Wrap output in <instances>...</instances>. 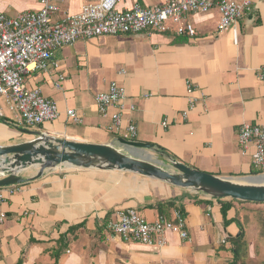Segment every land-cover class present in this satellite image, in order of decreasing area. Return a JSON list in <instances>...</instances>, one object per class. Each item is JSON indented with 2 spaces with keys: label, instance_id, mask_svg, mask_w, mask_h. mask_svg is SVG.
I'll use <instances>...</instances> for the list:
<instances>
[{
  "label": "crops",
  "instance_id": "1",
  "mask_svg": "<svg viewBox=\"0 0 264 264\" xmlns=\"http://www.w3.org/2000/svg\"><path fill=\"white\" fill-rule=\"evenodd\" d=\"M249 1L237 32L219 31L220 15L213 9L187 16L192 37L179 35L170 23L166 33L101 36L60 48L46 70L24 78L27 89H39L57 102L59 119L35 128L17 126L1 100L5 117L0 120L10 124L0 127V146L35 138L20 128L79 142H115L120 138L108 132L109 120L98 112L94 97L116 81L126 89L127 107L135 108L124 117L137 126L136 142L214 176L264 175L252 164L253 150L242 155L238 145L243 124L264 127V82L258 78L264 66V0ZM167 2L118 0L117 8ZM83 4L59 2L54 21L79 13ZM40 7L39 0H0V13L9 18ZM60 76L64 80L57 88ZM186 82L193 85L196 103L184 119L189 110ZM70 109L81 124L68 121ZM36 174V169L28 170L22 175L27 181L16 185L14 194L5 193L0 264H264V206L253 210L249 204L255 203L213 199L126 172L59 168L33 179ZM128 209L148 222L160 216L172 219L180 211L189 240L167 234L162 248L122 241L106 225L117 211Z\"/></svg>",
  "mask_w": 264,
  "mask_h": 264
},
{
  "label": "built area",
  "instance_id": "2",
  "mask_svg": "<svg viewBox=\"0 0 264 264\" xmlns=\"http://www.w3.org/2000/svg\"><path fill=\"white\" fill-rule=\"evenodd\" d=\"M63 0H39L40 10L19 14L9 18L0 13V101L7 104L17 126L35 128L53 123L60 117L57 102L44 97L39 89H27L24 78L31 72L44 71L49 66L54 53L62 47H72L80 40L101 36H119L144 31L166 33L169 24L176 25L179 35L194 36V29L187 23V16L205 14L216 9L220 15L219 31L237 32L238 20L250 9L249 0H169L163 6L144 7L133 4L123 11L119 10L118 0H84L79 13H65L59 20L53 16L61 11L59 2ZM54 67L57 63L53 64ZM121 70L119 74H124ZM264 82V66L258 72ZM64 80L60 76L55 84L60 87ZM189 96V110L195 108L196 100L193 85L186 82ZM126 89L118 82L108 84L105 92L95 95L94 102L98 112L108 118L107 130L125 141H136L137 126L125 121V112L134 111V105L127 107ZM68 121L81 124V117L74 110H67ZM0 111V118H4ZM163 127L167 122H163ZM238 145L242 155L252 152L255 169L264 172V127L243 124L238 131ZM16 186L0 188V206L5 193L14 194ZM7 188H14L7 190ZM7 216L0 211V226ZM114 236L124 242L162 248L167 245V234L189 240L186 221L180 211L173 213L172 219L158 217L154 222L146 221L136 210H119L115 218L106 225Z\"/></svg>",
  "mask_w": 264,
  "mask_h": 264
},
{
  "label": "water",
  "instance_id": "3",
  "mask_svg": "<svg viewBox=\"0 0 264 264\" xmlns=\"http://www.w3.org/2000/svg\"><path fill=\"white\" fill-rule=\"evenodd\" d=\"M35 137L23 143L0 146V188L25 183L22 175L36 169L33 179L59 168L118 171L192 190L218 200L264 204V175L240 178L214 176L193 169L173 158H165L151 144L117 139L94 144L47 136L20 129ZM163 158L155 161L152 157Z\"/></svg>",
  "mask_w": 264,
  "mask_h": 264
},
{
  "label": "rangeland",
  "instance_id": "4",
  "mask_svg": "<svg viewBox=\"0 0 264 264\" xmlns=\"http://www.w3.org/2000/svg\"><path fill=\"white\" fill-rule=\"evenodd\" d=\"M5 123H7V124H10V123H8V122H5L4 120H0V127L2 126V124H5ZM5 127V126H4ZM20 129H23V128H20ZM19 129V130H20ZM153 158V160H155V161H162L160 158H158L157 156H155L154 155V157H152ZM249 206H251V208L253 209V210H255V209H259V206H261V207H263L264 206V204H249ZM244 215V213H242L241 214V216H243ZM250 215H254V217H255V213L254 214H250ZM252 220H254V223L256 224V220L255 219H252ZM256 225H258V227H259V224H256ZM255 225V226H256Z\"/></svg>",
  "mask_w": 264,
  "mask_h": 264
},
{
  "label": "trees",
  "instance_id": "5",
  "mask_svg": "<svg viewBox=\"0 0 264 264\" xmlns=\"http://www.w3.org/2000/svg\"><path fill=\"white\" fill-rule=\"evenodd\" d=\"M160 149V148H159ZM253 175H260V173H255V174H253ZM226 213H227V207H222V215L224 216V217H226ZM239 240V239H238Z\"/></svg>",
  "mask_w": 264,
  "mask_h": 264
}]
</instances>
